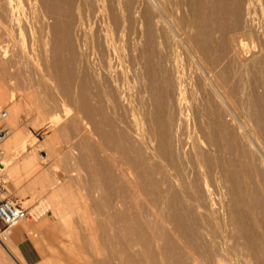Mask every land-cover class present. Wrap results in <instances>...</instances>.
<instances>
[{"label":"bare ground","instance_id":"bare-ground-1","mask_svg":"<svg viewBox=\"0 0 264 264\" xmlns=\"http://www.w3.org/2000/svg\"><path fill=\"white\" fill-rule=\"evenodd\" d=\"M0 1L11 16L37 19L40 38L51 39L46 41L52 56H41L42 73L61 95L45 91L53 104L43 105L40 119L29 124L34 139H41L34 148H47L50 138L45 136L52 129L67 130L65 102H74L82 114L73 134L79 150L72 142L65 144L75 164L102 175L105 191L97 206L103 214L99 231L92 227L90 233L112 259L120 249L122 264H143L144 258L158 264L155 252L167 264H221L225 255L239 252L242 263L264 264V0ZM122 36L128 41L126 53L120 47ZM180 53L187 56L189 74L179 69ZM247 59L253 67L261 65L253 88L262 92L251 91L248 104L255 126L247 129L241 120L253 151L237 155L221 149L219 133L233 142L239 139L232 120L241 116L225 88ZM188 87L194 95L190 105L184 97ZM205 92L225 109L208 101ZM2 98L0 94V103ZM9 110L13 114L17 107ZM3 113L2 120L7 116ZM6 123L0 127V155L23 146L22 131L10 136L16 123L11 117ZM2 156L0 171L8 159ZM13 169L0 175L8 178ZM0 189L4 195V187ZM11 200L29 214L26 205ZM47 207L57 210L45 198L31 213L39 218ZM24 219L10 226L15 233L6 229L0 235V257L9 254L14 264L23 262L14 249L28 226ZM135 247L140 254L131 251Z\"/></svg>","mask_w":264,"mask_h":264},{"label":"rangeland","instance_id":"rangeland-1","mask_svg":"<svg viewBox=\"0 0 264 264\" xmlns=\"http://www.w3.org/2000/svg\"><path fill=\"white\" fill-rule=\"evenodd\" d=\"M209 7L210 8L208 9L211 10L212 6L210 5ZM0 14H1L0 15V94H3V98L1 99V103H0V113L1 112L7 113V116L4 120L0 119V127L3 128L4 124H7L6 123L7 119L11 117L13 124L16 123V125H14V128L12 129L13 131H11L9 135L11 136L14 133H18V132L21 133L22 131L20 137L22 136L21 138L23 139L21 140L23 142V146L20 147V149L14 150V148L12 147L13 149L11 148L9 150V151L12 150L11 152L6 150L8 154H6V152L2 154L4 155V157L0 155L3 158H8L6 161L5 170L9 169L12 166L15 168L13 169V174L8 178L5 176L4 178L2 177V175H0V185L4 187L6 191V193H4V196H7L8 198L18 201L19 203L21 202L20 204L23 203V205H26L28 207V211H29L28 218H26V220L24 219V221H26L28 225H32L37 220H45L46 218H48V216L46 215H51V217L49 218L50 221L47 223L49 225L44 230V232H39L37 231V229L28 232L21 239L17 241L16 244L17 246H15L14 251L18 257L20 256L19 259H21L24 262V264H96V263L101 264L102 263L101 261H104L107 258H109L111 261L112 258L110 251L107 250L106 248H102L103 246L98 242L97 236L94 237V234L90 233L92 227L95 228V230L99 231L98 222L100 221V218L102 217L103 214L102 213L103 210L97 206L99 200H101L100 197L102 193H104L103 191H105L104 188L102 187L103 185L102 175L94 174L90 169L88 170L84 165L81 164L77 165V163L75 164L74 161H72L73 158L71 157V154L66 148V144H65L68 141L72 142L71 144L73 145L75 144L74 147L76 149V152L79 150L77 141L73 139L74 137L73 134L76 127L78 128L80 126L79 121L82 117V114L78 113L77 105L74 102H65L66 106L64 108L63 125L66 127L67 130L56 133V131L52 129L45 136V137L49 136L48 138H46L47 140L50 138L49 144L47 143L48 144L47 148H42V149L34 148L36 145H38L41 139L40 138L34 139V135L30 133V125L34 120L35 121L37 120L38 116L40 119L42 115L41 113L43 112V110L41 109L45 107L43 105L47 106L48 104L51 106V104H53V102L51 103L48 101L49 100L48 93H51L54 96L61 95L60 90H58L59 88L56 87L57 85L53 83V80H51V78L49 79V76L47 74L42 73V71L44 72L43 61L45 59H50L52 56V55L50 56L49 54V52L52 54L51 46H49V44L51 45V43L49 42L47 43L46 41V40L50 41L51 39H49L48 38L49 36L46 35H45L46 37L43 36V38H40L39 25L37 26V24L39 23L36 22L37 19L34 20L33 18H30L28 16L25 17L22 15L11 16L5 10L1 1H0ZM35 38H37V40H34ZM43 39L45 40V42ZM41 42L47 44L43 43L42 45L43 48H42L40 46L42 44ZM33 43L35 44L33 45ZM120 47L122 49V52L126 53L128 47V41L124 36H122ZM246 47H247L245 48V51L247 52L246 55H249L250 52L248 51H250L251 49V44L249 41H247ZM4 49L6 50L5 55L2 54V50ZM36 49L38 50L36 51ZM40 50L44 51V53L41 52ZM182 54L183 53H180L178 55L179 69L182 72L186 71L185 74H189V62H187L188 61L187 56L185 54L183 55ZM41 56H43V58L45 57L46 58L43 59ZM247 61L250 60L247 59L243 63L244 65H242L238 69L235 68V70H237V74L233 78V80L230 79L228 83L229 85L225 88L226 93L230 96L229 97L226 94L228 96L227 100L229 99L228 101L231 104H233L234 108L237 110L238 115L243 117V118L239 117L240 120L238 119L232 120L234 131L239 134V139L233 142L227 139L224 136V133L222 132L219 133V140H220L219 146L221 147V149L225 152H230L237 155L250 154L252 153L250 151H253L251 140H249V138L247 139V136H244L246 134V131L244 130L242 124H245V127H247V129H251V126H255L256 119L255 116L252 115L251 113L252 108H250L248 104L252 102L250 96L253 91L257 90L259 93L262 92L261 88H259L258 86H256V88H253V81L255 79L261 78L260 75L262 73L259 72V70H261L262 72L261 65H258L257 67L254 66L255 68H257L256 70L253 66H251L253 65L252 62L250 61L248 63ZM234 65L231 62V67L232 66L234 67ZM222 67L223 66H221V68L218 70L219 74L223 73ZM251 69L255 70L256 72ZM251 71L253 73H257L256 76H254L255 74L253 75ZM64 80L65 79H63V84L64 86H66L67 84ZM234 80L237 81L235 82ZM237 82H239L238 86L236 85L238 84ZM234 86L235 88H233ZM45 91H47L48 93ZM186 91L187 93L185 92L184 97L188 101V102L186 101L188 105H190V103L193 102L194 95L191 96L192 90L190 87H188ZM206 94L207 93L205 92V96L208 97V101H214L211 103L213 104L216 103L215 105L218 108L225 109L226 105L224 106L223 103L222 106L221 103L218 102L220 101L219 99L213 96V100H212L211 98L212 95L207 94L208 95L207 96ZM241 94L243 95V97ZM43 101H47L49 103ZM262 102H264V100ZM209 103L210 102H204L207 108L212 109V107L209 106ZM217 104H219V106ZM13 105L17 107V112H15L16 117L14 115L15 113L9 114L10 112L9 109H11ZM241 120H243V122ZM18 128L21 131H19ZM240 133L242 134L240 135ZM242 137L245 138V140ZM249 144L251 145V148ZM25 156L31 158V159L29 158V161H31V163L29 161L28 163L27 160L26 162L22 161V159ZM14 170L16 171L14 172ZM4 171H0V174H2ZM94 179L96 180L94 181ZM45 198L52 201L54 208H57V210L60 211L61 214H63V216L62 215L60 216V214L57 213V210L51 209V207L48 209L47 207V209H45L47 211H45L40 216H38L39 218H35L31 213V208L38 205L39 201L42 202V200H44ZM60 200L69 207H71L72 205H76V206L74 209L72 208V210L66 212L59 204ZM56 201L58 202L55 203ZM87 220L89 222L92 220L90 222L91 226L90 224L89 225L87 224L89 223L87 222ZM35 224H37V222ZM87 225L89 226V228H87ZM6 229L13 231V227L7 228L0 222V235L6 234V232L3 234V231H5ZM87 232L90 235L86 234ZM39 235L41 236V238H43L42 240L47 242V244H43L41 242V240L39 239ZM92 235L93 237H91ZM26 236L28 239L32 240L34 242V245L37 247L38 249L37 257L34 256L32 257L30 256L29 252L26 251L24 252V250H20L21 246H25L28 248V245H26L27 243L22 241V239ZM21 241L22 243L19 244ZM115 251L118 257L115 256L117 259L114 257L111 263L122 264V262L119 260V258H121L123 255L120 254L122 253V251L120 249H115ZM131 251L133 253L140 254V249L136 247L133 248V250ZM178 251L179 252L182 251V254L186 253L185 250L183 249ZM23 252L25 255H23ZM156 253L158 254V252H155V254ZM6 254L8 253L6 252ZM157 254H156L157 263L167 264L164 258H162L160 254H158L157 256ZM4 255L5 253L2 254V256ZM7 256L8 258L9 257L12 258V256L8 254L3 258L0 257V260L3 259L5 260V262L8 261L9 263L14 264V261L13 262L11 260L9 261ZM225 256L227 257L229 256V258ZM225 256L223 257V261L221 262V264L224 263L245 264L244 262L242 263V260L244 259L240 258L242 256L239 252L230 253V255L227 254ZM232 257H234V259ZM144 259L142 261L143 264H152L151 258L150 259L146 258L147 260ZM23 262L21 264H23Z\"/></svg>","mask_w":264,"mask_h":264},{"label":"built area","instance_id":"built-area-1","mask_svg":"<svg viewBox=\"0 0 264 264\" xmlns=\"http://www.w3.org/2000/svg\"><path fill=\"white\" fill-rule=\"evenodd\" d=\"M3 115L4 113L1 112V116ZM27 216L26 209L13 203V201L7 196L2 195L0 189V222L8 228Z\"/></svg>","mask_w":264,"mask_h":264},{"label":"crops","instance_id":"crops-1","mask_svg":"<svg viewBox=\"0 0 264 264\" xmlns=\"http://www.w3.org/2000/svg\"><path fill=\"white\" fill-rule=\"evenodd\" d=\"M60 205H61V207L67 212V211H69V210H72V208L74 209L75 208V206L76 205H72L71 207H69V206H67L66 204H64L61 200H60ZM46 216H48V218H46L45 220H37L36 222H37V224H35V223H33L32 225H28L27 227H25V229H23V231H22V234H21V236L18 238V240L19 239H21L25 234H27L28 232H30V231H33V230H36L37 229V231H39V232H44V230L47 228V226L49 225V224H47L49 221H50V217H51V215H46ZM14 233H15V231H14ZM39 239L41 240V242L43 243V244H47V242L46 241H44V240H42L43 238H41L40 237V235H39ZM22 241H24L25 243H27L26 245H28V248L27 247H25V246H21L20 247V250H24V252L26 251V252H29V254H30V256H34V257H37V255H38V249H37V247L34 245V242L32 241V240H30V239H28L27 238V236L26 237H24L23 239H22ZM22 241L19 243V244H21L22 243ZM17 246V245H16ZM28 249V250H27ZM24 252H23V255H25L24 254Z\"/></svg>","mask_w":264,"mask_h":264}]
</instances>
